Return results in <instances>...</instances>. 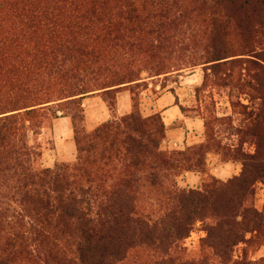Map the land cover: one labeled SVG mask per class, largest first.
<instances>
[{
	"label": "trees",
	"instance_id": "trees-1",
	"mask_svg": "<svg viewBox=\"0 0 264 264\" xmlns=\"http://www.w3.org/2000/svg\"><path fill=\"white\" fill-rule=\"evenodd\" d=\"M198 67L196 101L225 92L232 115L205 105L202 140L164 150L167 127L140 94ZM121 91L130 112L88 129L84 100L115 108ZM61 117L74 161L42 168L37 138ZM209 155L240 172L180 187ZM258 184L264 0H0V264H264L248 257L264 247ZM197 224L201 259L187 261Z\"/></svg>",
	"mask_w": 264,
	"mask_h": 264
},
{
	"label": "rangeland",
	"instance_id": "rangeland-1",
	"mask_svg": "<svg viewBox=\"0 0 264 264\" xmlns=\"http://www.w3.org/2000/svg\"><path fill=\"white\" fill-rule=\"evenodd\" d=\"M203 80V72L200 67L195 68L193 70L185 71L180 75H173L167 78L160 77L159 79H155L152 81L151 79H147V89L143 90L139 97V107L143 115H149L156 111V99L163 94L164 92L173 91L178 96V102L181 103L187 109V115H197L200 116L201 110L203 107L209 106L212 108L214 113L218 117L232 115V111L228 102V98L225 92H213V99L211 100L209 97L207 98L206 95L201 97L206 100L202 103H199L195 99V88L201 84ZM163 85V87H161ZM131 99V95L129 91H126ZM207 94V93H206ZM211 96L210 94H208ZM96 97V96H95ZM95 97H90L89 101H84V108H85V115L87 119V128L91 129L94 127L97 122L93 117V111L99 110L103 104L100 97L93 99ZM214 102V106L210 104ZM132 105V101H131ZM109 110V116L106 120L111 119L113 117H120L116 114V106L115 108H110L107 106ZM93 110V111H92ZM105 120V121H106ZM56 120L51 127L45 128L42 133L38 136L37 142L41 146L42 156L39 161V166L42 168H52L56 163H71L74 161L75 158V145L73 142V134L71 130V126L69 124L70 130V138L65 137V131H67V126L64 124L60 127V131L62 135L58 138L54 133L55 124H57ZM235 123H237L235 121ZM185 134V142L184 147L189 146L194 143H198L203 138V131L198 132H185L183 130V124L179 121L175 123L172 127V130L166 134L165 140L168 141L170 137L177 136L179 133ZM221 140L224 143H237V137L235 135H231V129L227 126H223L221 128V133L219 134ZM162 143V148L164 150H173L179 149L182 150L184 147L181 148L177 147H170L168 142ZM248 151H252L253 148L247 145L245 147ZM223 163L220 162L219 157L216 155H209L207 156V163L206 168L201 173H194L188 172L183 174L177 179L178 185L182 188H199L202 182L207 181L210 176L213 175L214 169ZM237 167L241 168L240 164H234ZM237 175V174H236ZM226 176V175H224ZM234 176V175H232ZM232 176L227 175L222 179V181H226L227 179L231 178ZM194 182V183H193ZM193 184V186H192ZM256 207L259 210L264 212V185L258 184L256 187V197H255ZM204 236V232L202 231L200 224H197L194 232L191 236L186 240V247L188 249L187 254L184 255L183 259L187 261H200L201 257L198 255V245L199 239ZM264 252V248H260L257 252H250L248 257L256 258ZM241 247H239L236 251V255L240 254Z\"/></svg>",
	"mask_w": 264,
	"mask_h": 264
},
{
	"label": "crops",
	"instance_id": "crops-1",
	"mask_svg": "<svg viewBox=\"0 0 264 264\" xmlns=\"http://www.w3.org/2000/svg\"><path fill=\"white\" fill-rule=\"evenodd\" d=\"M96 98L98 97H95L93 99ZM90 99L92 98H87L84 101H89ZM178 101H179L178 96L173 91L164 92L156 99L155 112L160 113L161 118L167 127L166 134H168V132L172 130V127L175 125V123L179 121L183 124V130L185 132H198V133L202 132L204 129L203 119L197 115H187L188 113L187 111H186L187 113L186 112L183 113L181 111V108H185V107L182 106L181 103H179ZM115 110L118 116H122L130 112L131 99L126 91H121L117 94ZM108 116H109V110L107 109L106 104L104 102L98 111L97 110L93 111V117L97 123L104 122ZM64 124L67 126V131H65V137L70 138L71 134L68 128L70 123L69 120L64 117L58 119L57 124H55L54 127V133L58 138H60L62 132L59 129ZM165 142H168L171 148L172 147L181 148V146L184 147L183 144L185 142V134L184 132L179 133L177 134V136L170 137L168 141L165 140ZM239 172H240V168L239 167L236 168L234 164L223 163L222 165L214 169L213 176L222 180L227 175L232 176L238 174ZM262 251L263 250H261V254L257 256L255 259L264 257V252L262 253Z\"/></svg>",
	"mask_w": 264,
	"mask_h": 264
}]
</instances>
